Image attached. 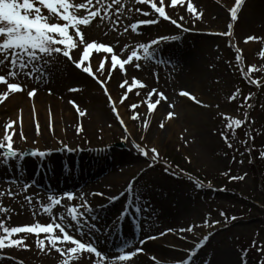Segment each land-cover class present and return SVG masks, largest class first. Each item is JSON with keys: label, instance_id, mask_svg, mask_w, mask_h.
I'll use <instances>...</instances> for the list:
<instances>
[{"label": "rangeland", "instance_id": "rangeland-1", "mask_svg": "<svg viewBox=\"0 0 264 264\" xmlns=\"http://www.w3.org/2000/svg\"><path fill=\"white\" fill-rule=\"evenodd\" d=\"M32 2L39 6L38 0ZM70 2L79 4L85 0ZM103 2L110 4L111 0ZM152 2L163 6L181 27L159 14L144 15L154 12ZM189 2L195 13L188 11ZM236 3L237 0H179L172 6L171 0H164L163 5L160 0L144 4L121 0L123 10L118 23H113L117 19L115 8L119 7L114 5L108 18L97 17L89 26H81L87 41L113 49L111 53L100 49L87 52L84 64L92 68V75L62 57L55 59L53 70L44 74L42 82L35 74L39 64L32 77L23 73L9 77L10 65H0V75L23 88L21 93L7 92L8 101L0 100V138L6 135L5 125L16 122L12 129L15 150L53 153L43 163L26 157L22 162L14 160L10 167L3 166L0 157V191L4 192L0 207L9 209L8 213H0V219L7 221L6 226L37 222L47 225L50 216L41 211V203L46 205L49 195L67 190L73 192L74 199L67 201L60 196L64 206H54L56 216L64 212L66 222L74 225L67 208L82 205V193L93 209L89 215L95 217L83 227L85 236L80 237L74 227L66 229L70 234L94 242L109 258L136 247L142 249L129 260H114V264H264V0H244L233 20L231 11ZM213 9L224 15L217 18ZM42 11L49 15L46 9ZM76 14L87 12L77 10ZM149 19H159V23H140ZM132 24L136 25L135 31ZM74 31L70 28L69 35ZM163 36L179 38L160 40ZM252 36L260 39L245 43ZM78 39L73 37V59H83L85 45L77 43ZM153 40L159 43L152 44ZM141 44L149 46L148 56ZM132 52L137 56L123 69L119 65L112 67L113 55L127 60ZM254 66L259 71L252 72ZM250 79L260 84H252ZM125 80V87H119ZM99 81L108 84L111 100ZM33 89L37 95L29 97L26 93ZM153 89L155 92L149 96ZM0 90L7 91L6 86L0 85ZM181 90L202 103L179 95ZM160 93L166 99H161ZM233 93L236 98L229 101ZM249 94L252 98L245 102ZM124 95L128 99L120 103ZM113 100L120 117L111 106ZM148 103L155 104V108L148 109ZM249 103L251 108L247 107ZM205 104L208 107L202 106ZM133 105H137L135 110ZM76 106L85 111L83 117ZM168 112L173 115L169 117ZM137 113L141 118L134 120ZM121 118L125 124L119 122ZM236 119L241 120L240 125L234 123ZM222 132L228 136L227 142ZM68 148L72 151L67 152ZM141 148L150 153L149 157ZM153 148L160 154L157 160L152 159ZM230 176L244 179L231 180ZM9 180L16 183L8 184ZM25 184L29 186L26 191ZM9 189L17 195L10 198ZM122 189L121 194L118 191ZM25 195L33 196L31 207ZM111 196L117 200L109 206ZM137 208L142 212L133 215ZM190 225L192 232L178 231ZM93 226L95 231L91 230ZM56 235H61L58 229ZM146 236L154 238L145 239ZM130 237L133 240L129 242ZM12 239L22 243L0 249V264H64L65 257L52 248L49 234L21 233ZM110 240L120 248L104 251L103 245ZM140 240L144 242L139 244ZM156 246L157 251L151 250ZM88 257L84 253L74 264H94Z\"/></svg>", "mask_w": 264, "mask_h": 264}, {"label": "snow or ice", "instance_id": "snow-or-ice-1", "mask_svg": "<svg viewBox=\"0 0 264 264\" xmlns=\"http://www.w3.org/2000/svg\"><path fill=\"white\" fill-rule=\"evenodd\" d=\"M137 3L144 4L147 3L148 0H136ZM179 0H171V5L175 6ZM164 0H160V4L163 5ZM244 0H237V3L233 10L231 11V19L235 20L238 17V11L243 5ZM39 6H35L32 0H23V2H19V0H0V65H10V70L7 73L9 77H17L21 73L24 76L32 77L33 69L36 68V65H40V69L36 71V76H38L41 80L45 78L44 74H50L53 70L52 65L55 62L57 57L67 58L77 69H81L84 73L92 75V68L90 66H85L84 60L88 59L87 52L92 49H100L104 52L111 53L113 52L112 47L105 46L103 43H96L94 41H87L85 38V33L82 31L81 26H89L94 18L100 17L101 20L108 18L109 10L113 8L114 5H119V7L115 8V15L117 19L113 21L114 24L118 23L119 15L123 10V5L121 4V0H111L110 4H105L103 0H95V4L93 0H85V2L79 4H73L70 0H38ZM151 8L154 9V12H144L143 14L146 16H155L159 14V17H162L164 20H171L173 25L177 27H181L177 23V20L171 19L165 11L163 6H158L157 3L152 2ZM47 10L49 15H44L42 10ZM77 10H85L87 12L86 15H77ZM138 12L141 11L139 8L136 9ZM131 11V9H129ZM188 11L190 13H195L196 9L189 2ZM103 12V15H102ZM181 20L184 17H180ZM58 21H62L64 23H60ZM141 24H157L159 23V19H149L146 21H141ZM133 31L136 30V25H131ZM74 29L75 31L72 35H69V29ZM127 31V29H126ZM73 37H78L77 43L84 44L85 50L83 53V59H73L72 49L74 47ZM178 36H163L160 37V40H176ZM258 37H247L245 43L251 40H258ZM159 40H153L152 44H158ZM63 45L64 47H60ZM140 47L144 50L145 56H148L149 46L146 44H141ZM237 51H240L237 49ZM264 55V54H262ZM137 53L132 52L131 56L128 57L127 60H121L116 55L111 57V65L112 67L119 65L121 69L124 68L125 63H128L132 57H136ZM31 66V67H30ZM139 67V65H137ZM101 70H103L101 68ZM243 71V69H242ZM252 72L259 71L255 66L251 69ZM135 80V78H133ZM109 82H111V76L108 77ZM252 84L259 85V80H251L249 81ZM99 83L103 86L105 93L108 94L109 99L111 100V94L108 90V84L104 81H99ZM139 83V81H137ZM127 84V80L122 82L119 87L124 88ZM0 85L6 86L7 91L0 90V100L8 101L9 95L7 92L11 93H21L23 88L18 83H9L8 79L4 75H0ZM69 91H77V89H69ZM155 92L153 89L148 93L149 96ZM29 97H35L37 95V91L35 89L30 90L26 93ZM139 94V93H137ZM179 95L188 97L190 100L194 101L196 104H201L202 102L198 100L196 97L192 96L188 91L181 90ZM161 99H166L162 93L159 94ZM236 98L235 93L228 97L229 101H232ZM252 96L249 94L244 98L245 102L251 100ZM128 99L127 95H124L120 103H123ZM160 101L157 100L156 103ZM73 103V101H70ZM112 108L116 110V116L120 117V112L117 109L116 101H112ZM155 104L148 103V109H154ZM203 107H208V105H202ZM137 105H133V110ZM248 108H251L252 105L247 104ZM171 108V105H169ZM76 111L79 113L81 117L85 115V111L81 110L78 106H76ZM167 115L171 117L173 115L172 112H168ZM141 118L140 114L137 113L133 116V119ZM121 124H125L124 119H120ZM236 125L241 124L240 119H236L234 121ZM16 122H9L5 125L6 135L0 138V157L3 158V166L10 167L11 163L14 160L23 161L26 157L37 158L43 163V161L53 155L51 152L39 151V150H29L27 152H21L14 149L13 137L15 136V132L12 129L15 128ZM20 126L23 127V115L21 113ZM160 127L163 128L164 124L161 123ZM231 128V124L228 125ZM37 128H39V122L37 121ZM82 131V128L79 129ZM125 132L128 131L127 125H125ZM221 136L224 140L228 141V136L225 133H221ZM21 139L25 142L27 138L25 136H21ZM63 143V142H61ZM229 147L232 145L229 143ZM137 148H140L137 145ZM67 152H71L72 149H66ZM143 152L145 157H149L150 153L145 151L144 149H140ZM151 153L155 155L152 156L153 160H157L159 158V153L155 148L151 149ZM264 156V153H262ZM22 165H18L20 167ZM231 180H243V176H234L229 177ZM8 184L16 183L14 180L7 181ZM202 187V185H198ZM29 186L25 184L23 186V190L26 191ZM211 187V185H209ZM128 190H132V184L128 185ZM4 195L3 191H0V197ZM7 195L11 198L17 195L16 192H13L11 189L8 190ZM89 195H103L102 193H89ZM60 196L66 197L67 201H72L74 199L73 192L64 190L59 195H49L48 204L41 203V211L43 213L49 214L50 223L47 225H42L39 222L34 225L28 226H6L7 221L4 219H0V230H2L3 234H0V249H4L6 246L10 245H19L22 243L21 240H13L12 237L14 234L21 233H35L39 236L40 233L49 234L51 239V246L57 252L61 254V256L65 257L64 264H74V262H79L81 260V255L87 253L89 256L94 254L96 258V264H104L105 254L97 249L94 242L89 240H83L80 238H76V236L70 234V232L66 229L75 228L76 233L79 234L80 237L86 235L83 231V227L87 225L89 219L94 221L95 217L90 216L89 214L93 213L92 207L87 203L83 198V194L81 193L79 199L83 201V204H77L75 206H71L67 208V216L70 217V220L74 222L67 223L65 220V213L60 212L58 216L53 213L54 206L63 207L62 200ZM25 202L29 204L31 207L33 203L32 195H25ZM109 206L112 202L117 200L116 196L108 197ZM39 203V201H37ZM83 208V211H78L79 208ZM107 207V206H105ZM9 209L7 207H0V213H8ZM139 212H142V209L137 208L136 212H133V215H137ZM123 214V209L121 213L117 216V221L119 222V216ZM35 215V211H34ZM224 213L221 212V216ZM10 216L8 219L10 220ZM127 219V217H124ZM231 219L235 220L236 217H231ZM59 221V222H58ZM207 226V221L204 222ZM217 223L213 221V224ZM122 227V225H121ZM59 230L61 235H56V230ZM92 231H95V227L93 226ZM192 232V226H188L187 229H178V231ZM166 231H171V229H166ZM163 233H159L158 235H162ZM154 237L146 236L145 239H152ZM207 240V237L204 238ZM144 241H138L139 244H142ZM58 245H64V247H58ZM71 246V247H68ZM142 251L141 248L136 247L132 251H122L119 255H116L109 259V264H112V261H127L129 260L136 252Z\"/></svg>", "mask_w": 264, "mask_h": 264}, {"label": "bare ground", "instance_id": "bare-ground-1", "mask_svg": "<svg viewBox=\"0 0 264 264\" xmlns=\"http://www.w3.org/2000/svg\"><path fill=\"white\" fill-rule=\"evenodd\" d=\"M255 6H257V5H255ZM254 6V7H255ZM214 11H215V13H216V17L217 18H221L223 15H224V13L223 12H219L218 10H216V9H213ZM164 106H166L167 105V103L164 101L163 103H162ZM52 126H53V124H52ZM84 169H85V167H84ZM84 169H82L83 171H84ZM88 173V172H87ZM88 175V174H87ZM87 177H89V175L87 176ZM77 178L78 179H82L81 178V176H77ZM118 192H120L121 194L123 193V189L121 190V191H118ZM129 209V208H128ZM113 233V232H112ZM133 240V238H131L130 237V239L128 240L129 242L130 241H132ZM112 242V243H111ZM116 242H114L113 240H110L106 245H103L104 246V248H103V250L104 251H108V252H111L112 250H115L116 249V247H119L120 248V245H116V246H114V244H115ZM123 243V242H122ZM116 244H118V243H116ZM114 246V247H113ZM157 247V248H156ZM156 247H154V248H152L151 247V250H154V249H156V251L159 249L158 247L159 246H156ZM155 251V250H154ZM110 256L108 255V256H106L105 258H107V259H105V261H104V264H109V258ZM113 257V256H112ZM88 260H89V262L90 263H94V264H96V258L94 257V254H92L91 256H89L88 257ZM112 264H114V260L112 261Z\"/></svg>", "mask_w": 264, "mask_h": 264}]
</instances>
